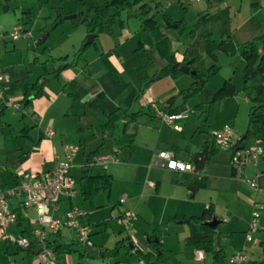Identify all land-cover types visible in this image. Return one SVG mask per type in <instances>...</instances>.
Here are the masks:
<instances>
[{
	"label": "crops",
	"instance_id": "obj_1",
	"mask_svg": "<svg viewBox=\"0 0 264 264\" xmlns=\"http://www.w3.org/2000/svg\"><path fill=\"white\" fill-rule=\"evenodd\" d=\"M216 1L222 5L220 8L213 5ZM251 1L256 11L251 10L246 19H237L236 24L231 25L230 28L233 39L238 45L264 33V22L257 17L263 11L264 0ZM156 2L157 0L151 1L153 5ZM202 3H204L203 10L213 8V12L231 7L226 5L227 0H208ZM57 8H60L64 17L73 14L75 10L71 0H0V71L7 79L4 100L0 109V186L14 184L20 173L25 171L38 172L53 169L57 159L63 158L64 145H78L80 149L75 159L80 154L82 157L77 162L74 159L72 170L78 166L83 174V169L88 166L90 174L108 173L112 176L111 189L104 192L108 194L110 214L114 217L117 228L111 226L109 220L97 218L101 211L98 209L100 202L97 197L93 205L85 201L83 193L87 188L86 181L81 177L82 183L79 184L74 177L77 183L76 196L72 199H64L60 208L55 211V216L65 220L66 213L71 208H77L85 213L81 222L93 228V247L99 250V256L92 258L90 255L80 256L79 252H72L57 256L55 262L45 263L38 259L34 250L25 251L13 243L0 241V264H132L137 258L135 249H140L145 253L151 250L149 236L159 224H166L161 233V241L171 264H174L173 259L177 261V264H207L210 256H206L203 251L189 247L185 243L190 233L186 220L190 216L200 215L212 202H198L199 194L204 188L193 192L185 184L176 182L177 180L194 182L207 176L208 187L209 176L205 174L206 164L202 170L195 168L194 172L166 169V173L154 176L153 180L149 178L150 169L148 167L138 169L131 178L126 176L128 173L126 171L125 174H121L122 176H118L108 167L90 164L92 157L90 154L96 149L99 148V154H111L113 150L105 149L104 143L101 142L100 146L86 153L80 138L86 135L88 129H93V121L99 118L103 121L101 123L103 138L113 135L112 132L117 124L111 132L104 129V124L110 113L118 111L120 115L118 122L120 121L122 126L120 132V143L122 144L119 148H114L118 149L117 155L120 161H134L137 146L142 143L145 147L152 149L151 159L161 150L174 151L177 149L178 158L195 165L193 155L200 152L207 142L212 143V133L220 129L219 126L215 125L216 127L211 129L207 138L199 139V142L194 144L195 148H191L193 144L188 139H194L196 129L183 134V138H178L176 142L166 140L158 124L148 119L160 118L146 104L150 99H162L164 102L162 108H164L169 104L171 97L178 95L186 88L180 86V83L184 82L187 85L191 83V80L188 75H182L176 79L171 76L159 79L155 77L147 91L140 95L137 83L146 73L133 74V71L139 68L138 66L137 68L126 66L125 54L129 53L134 57L136 54L139 55L136 50L140 48L150 50L155 46V40L150 39L144 33V27L140 21L138 25L134 23L136 27H134L135 31H132L121 19L119 10L118 17L108 20L104 31L94 39L96 43L90 44L81 64L65 68L60 78L46 83L43 96L25 98L26 84L36 82L43 74L44 67L52 70L65 63H58L56 66L52 63L43 65L42 63L46 60L42 52L44 47H47L50 55L55 58L68 56L67 62H69L86 40L88 34L86 27L75 25L72 22L73 19L64 18L63 21L58 22L55 29L48 34L45 33V30L51 26L47 17ZM230 13L232 14L231 10ZM17 26H23L25 36L13 40L9 32ZM36 27L41 29V34L35 32ZM138 43L139 46H137ZM176 57L181 62L183 53H176ZM100 96L101 99L92 104ZM14 100L21 102L19 109L14 108ZM139 102L143 104V107L138 110L134 109L133 105ZM120 106H123L124 110H120ZM9 110H14L12 119H16L15 121L8 120ZM139 110L145 111V114L136 121L128 122L124 117V112L133 113ZM181 127V130L176 131L183 133L184 128L182 125ZM50 130L53 134L49 133ZM127 134L129 137L122 142ZM148 178L150 180L146 183ZM117 182L123 186L120 198L115 195ZM263 182L264 175L258 178L260 187H264ZM146 184L148 189H146ZM252 190L255 192L253 197L255 204L261 196L253 188ZM79 191L82 193L81 201L78 198ZM64 204H66L65 208ZM198 205H203V210L196 214ZM213 206L217 216L218 209L214 204ZM126 211H132L137 215L135 225L131 230L123 229L118 223V218ZM31 217H35L33 212ZM173 218L178 220L174 221ZM250 219L251 217L247 220L245 235ZM228 220V217L223 218L224 222ZM25 228L29 226L25 225ZM98 232L105 233L97 236ZM230 236L233 241L237 242L234 233ZM55 237L58 245L77 242L75 232L70 228H64ZM124 238H130L132 241L131 251L122 249L117 256L106 257L104 250L113 248L117 241ZM256 244L258 242L251 245L235 243L233 253L243 250L253 259V246ZM222 245L224 246L223 239Z\"/></svg>",
	"mask_w": 264,
	"mask_h": 264
},
{
	"label": "trees",
	"instance_id": "obj_2",
	"mask_svg": "<svg viewBox=\"0 0 264 264\" xmlns=\"http://www.w3.org/2000/svg\"><path fill=\"white\" fill-rule=\"evenodd\" d=\"M75 6L74 13L77 16L72 20L75 25H84L88 33L96 35V38L104 31V28L108 20L113 19L117 14L113 12L116 8L118 10H127L129 17L138 19L144 28L150 29L154 40L155 49L159 55L166 60V65L161 68L157 74L160 77L171 76L176 79L184 74H191L193 82L188 88L181 90L178 95L173 96L169 100V104L164 108L166 111L180 112V108L173 110L176 99L181 96L184 100V105L190 98L203 91L208 80L216 75L220 69L217 64L218 55L217 52H223L229 55H235L239 53V56L244 61V75H243V90L252 107L249 113V124L245 132V137L241 136L237 142V146L248 147L254 143V141L260 137L264 140V33L253 38L250 41L236 45L230 27L231 17L229 8H223L218 11L212 12L211 8H207L202 12L197 13L196 22L192 28H187L184 25V20H173L169 16H163V22L157 20L158 8L161 5V0H157L156 4L151 3L152 0H71ZM180 4V3H179ZM181 5V12H186V7ZM64 20V14L60 8L54 10L50 16L47 17V21L51 26L45 30L48 34L56 28L58 22ZM174 24H177L176 29L180 34L186 32L192 38H198L204 46L206 54H208L214 61V63L206 69H197L194 67L198 61V56L194 55L191 49H187L183 54L182 65H188L190 72L185 73L180 68H176L175 64L178 62L176 57V51L172 48L170 38L168 36V29L172 28ZM219 29V39L215 38V30ZM94 40L92 44H95ZM90 45L82 47L73 55L71 61L67 62L69 57L64 56L55 58L50 55L47 47L43 48V54L46 56L45 62L52 63L54 66L58 63H63L52 70H48L44 67L43 74L39 79L25 86V98H38L45 94L46 83L58 79L61 76L62 71L65 68L77 66L84 61L86 50ZM192 71H195L193 74ZM154 76H143L137 83L138 93L143 95L150 84L154 80ZM237 93L236 85L232 79H228L224 82L222 87L215 93L213 100L210 102V111L213 105L221 99L233 97ZM101 99V96L96 99L92 104H95ZM195 108H201V104L196 105ZM120 110H124L123 106H120ZM145 114V111L139 110L133 113L124 112V117L128 122L136 121ZM120 115L118 111L110 113L107 117V121L104 124V129L107 131H113L116 127ZM213 143L207 142L202 150L195 153L193 156L196 170H202L207 161L211 160L218 153ZM174 153L177 156V149H174ZM99 155V148L93 151L90 156ZM91 157V159H92ZM90 159V161H91ZM83 179L86 181L87 188L83 193L84 200L93 205L95 198L104 191H109L112 186V176L108 173L103 174H90L88 166L83 169ZM232 175L235 173L232 171ZM177 183L185 184L190 190L196 192L199 189L207 187V176H203L201 179L194 182H186L177 180ZM21 218L19 224L24 223L25 214L23 209L19 210ZM218 219V225L212 227L208 224L209 221ZM172 220L177 221V218ZM188 226L190 229L189 235L186 237V245L194 249L203 251L206 256H210L212 264H230L226 262V250L222 245L223 230L221 225L223 223L215 215L213 204H209L200 215H194L188 217ZM165 224L156 225L153 234L149 236V242L151 250L147 253L140 249H135L137 257L144 259L149 264H171L168 257L165 254L163 243L161 241V233ZM132 241L130 238H124L116 242L115 246L111 249H105L106 257L117 256L122 249L131 251ZM259 246L262 250V257L259 259H249L243 264H264V240L259 241ZM57 256H64L72 252H79L80 256H88L89 254L83 251V245L80 242L72 243L69 245H57L55 247ZM30 252L33 249L29 250Z\"/></svg>",
	"mask_w": 264,
	"mask_h": 264
},
{
	"label": "rangeland",
	"instance_id": "obj_3",
	"mask_svg": "<svg viewBox=\"0 0 264 264\" xmlns=\"http://www.w3.org/2000/svg\"><path fill=\"white\" fill-rule=\"evenodd\" d=\"M213 5H216L217 8H220V6H222L220 3H218V1H216V3H214ZM226 5L231 6L229 9V11H232V14L230 13V17L232 16L231 25H235L237 19H246L249 16V12L251 10L254 9V11H256L251 0H227ZM184 6L186 7V12L182 13L181 5L177 1L168 0L167 3H163L161 0V5H159L158 8L157 20L163 22V16L167 15L173 20H184V25L189 29L192 28L194 23L196 22L197 13L203 11L204 3L189 2ZM119 11H121V19L128 24L127 26H129L132 31H135L134 27L136 26L134 25H138L139 20H136V18L134 17H129L127 10ZM211 11H214L213 8H211ZM113 12L117 14L118 9L115 8ZM234 14H236L237 16ZM117 15L115 16V18L118 17ZM257 17L264 22V8L261 14ZM175 25L177 24H174L172 29H169L170 31L168 32V36L170 38L172 48L176 51V53L184 54L187 49H191L194 55L198 56V61L194 65L195 68L206 69L210 67L214 63V61L208 54H206L201 41L198 38H192L186 32L180 34L176 29L177 26L175 27ZM35 32L41 34V29L36 27ZM144 33H146L150 37V39H154L150 29L144 28ZM144 33L142 35L143 37ZM42 37H45V35H42ZM215 38L219 39V29L215 30ZM137 46H139V43ZM136 51L139 53V55L136 54L134 57L131 56V54L129 55V53L125 54L126 66H135V68H137L136 66H138L139 68L137 71L135 69L133 71V74L139 75L146 73L145 75H148L150 77L154 76L156 78L160 76V74H157V72L161 69V66L166 63V60L159 55V53L155 49V46L150 50L140 48ZM217 55V64L220 67L218 73L208 80L202 92L190 98L189 101H187L186 104L180 108L181 112H187L189 115L188 118L178 121V123H180L184 128L183 133L174 130L168 123L161 119L148 118L149 120H153L154 123L158 124L162 134L168 142H176L178 138H183V134H188L192 129H196V136H194V139H188L193 144L191 148H195L194 144H197L199 142V139L202 140L207 138L209 132L213 127L219 126L218 128H222L226 125H232L234 127L236 139H239L241 136L245 135L249 124L250 109L253 105L252 102L248 100L243 90V71L245 63L239 56V53L235 55H229L218 51ZM184 75H188L191 83L193 82V77L191 74ZM228 79H232L233 83L236 85V95L219 100L213 105V108L211 109L212 111H210V102L213 100L215 93ZM191 83H188L186 85V83L182 82L180 83V86H185L186 88H188ZM155 101H157V104L161 108L163 107L164 102L162 101V99ZM199 104H201V108H195V106ZM141 107H143V104L140 102L136 105H133V108L136 110ZM13 111L14 110L8 111V120H16L12 119V115L14 113ZM17 117L20 118V116ZM102 122L103 121L100 118L95 119L93 121V129H88L86 135L81 136L80 139H82L84 151L86 153H89L91 150H94L96 147L100 146L101 142L104 143L105 149L111 151L114 149V147L119 148L122 144L120 143V132L122 130L120 121L117 123L116 129L112 132L113 135L105 138H103L102 136ZM128 137L129 136L127 134L126 138L122 142H125ZM151 150V148L145 147L142 143L138 144L134 161L115 162L107 165V167L109 168V170L116 172L118 176L122 173L125 174L126 171L128 172L126 173V176L130 178L138 169H144L145 167H148V169H150L149 178L153 180L154 176H157L161 173H166L167 170L154 166L152 164L153 162L151 163V160H153L150 158ZM218 151L219 152L206 163L205 174L209 176V185L200 192L198 202H212L218 209L219 215L217 214V216H219L220 220L223 221L224 217L229 218L228 222L223 221L221 225L223 234H225V236L223 235L224 237H222V239L224 240V246L226 250V262L229 263L230 256L233 254V245H235V243L238 245H251L255 243L247 241L245 230L247 220L251 217L252 212L257 208L253 203L255 192H253L251 186L246 181L236 178L232 175L230 152L220 150ZM81 157L82 154L78 155V157L75 159V162H77ZM72 172L78 183H82L81 169L78 166H75ZM253 172L254 169L252 167H249L246 170V176H251ZM149 178L146 180V183L148 180H150ZM142 182L143 181H141V183ZM262 185H264V182L262 183ZM147 187L148 185L146 184V189H148ZM122 191L123 186L120 184V182H117L115 194L117 198H120V193H122ZM107 195V192H102L97 196V200L98 202H100V207L98 209H101V211L97 215V218H105L109 220L111 226L117 228L115 219L110 214L109 197ZM78 198H80L79 201L82 200L81 191L78 192ZM202 206L203 205H198V213L196 214L202 212ZM63 207L65 208L66 204H64ZM115 210L116 212H118V208H116ZM261 224L264 226V209L261 215ZM91 229L93 230V228ZM108 232H110V230ZM102 233L105 232H98L96 235L98 236ZM231 233L235 234V240L237 242L233 241V238H231L230 236ZM103 236L105 235L103 234ZM254 236L258 240V243L259 241L264 240V232H259ZM253 248V258H261L262 250L259 244L254 245ZM173 262L174 264H177V261H175V259H173ZM211 263V258H209L207 264Z\"/></svg>",
	"mask_w": 264,
	"mask_h": 264
},
{
	"label": "built area",
	"instance_id": "obj_4",
	"mask_svg": "<svg viewBox=\"0 0 264 264\" xmlns=\"http://www.w3.org/2000/svg\"><path fill=\"white\" fill-rule=\"evenodd\" d=\"M186 5L189 2H207L208 0H175ZM13 40L25 36L23 26H17L9 32ZM6 76L0 71V109L4 100L6 88ZM15 109L20 108V101L14 100ZM146 106L154 111L155 115L168 123L173 129L181 130L179 120L188 118L187 112L170 113L161 108L157 101L150 99ZM53 134V131H49ZM235 130L232 125H226L212 133V143L220 151L230 152L231 169L236 178L246 181L261 196V200L255 202L257 208L252 212L246 238L249 242H257L255 234L264 231L261 224V215L264 209V187H260L258 178L264 175V140L258 137L248 147L237 146ZM80 147L75 144H66L63 147V158H58L53 169L46 171H25L20 173L14 184L0 186V241L13 243L18 248L29 251L42 245L36 253L41 262L52 263L57 259L55 247L58 245L56 235L64 228H70L75 232L76 239L83 246L93 247L92 229L89 224L81 222L85 213L77 208H71L66 213V219L55 216V211L60 208L64 199H72L76 196V180L72 174L73 161ZM118 149L114 148L111 154H99L93 156L90 164L107 167V165L119 162ZM154 166L179 172H194L195 165L176 157L173 150H161L153 158ZM252 167L254 172L246 176V170ZM152 184V183H151ZM23 209L25 221L20 222V212ZM35 217H31V213ZM134 212L126 211L119 218L118 223L125 230H131L136 221ZM28 225L29 228H25ZM250 259L243 250L235 251L229 259L230 264H243ZM132 264H149L139 257Z\"/></svg>",
	"mask_w": 264,
	"mask_h": 264
},
{
	"label": "water",
	"instance_id": "obj_5",
	"mask_svg": "<svg viewBox=\"0 0 264 264\" xmlns=\"http://www.w3.org/2000/svg\"><path fill=\"white\" fill-rule=\"evenodd\" d=\"M163 3H166V0H162ZM77 16V13H73L70 15H66L64 18L67 20H71L74 19ZM177 25H175L176 27ZM96 38L95 34L92 33H88L86 36V40L84 42V46L90 45L94 39ZM176 68H180L183 72L185 73H189L190 72V67L188 65H182L181 62H177L175 64ZM192 73L194 74L195 71H192ZM158 79L160 78V76L157 77ZM184 105V100L181 96H179L176 101L175 104L173 106V110L179 109ZM243 137H245V135H243ZM186 222H188V220H186ZM218 219H213L212 221H209L208 224L212 227H216L218 225ZM42 247V245H37L36 249H34V253H37L39 251V249ZM131 247L133 248V245H131ZM84 251L87 252L92 258H97L99 256V250L94 248V247H90V246H84ZM102 255H104V253H102Z\"/></svg>",
	"mask_w": 264,
	"mask_h": 264
}]
</instances>
